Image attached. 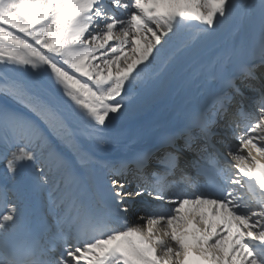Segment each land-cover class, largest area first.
<instances>
[{
  "label": "snow or ice",
  "instance_id": "6c2138e0",
  "mask_svg": "<svg viewBox=\"0 0 264 264\" xmlns=\"http://www.w3.org/2000/svg\"><path fill=\"white\" fill-rule=\"evenodd\" d=\"M0 164V264H264V0H0Z\"/></svg>",
  "mask_w": 264,
  "mask_h": 264
},
{
  "label": "bare ground",
  "instance_id": "6f19581e",
  "mask_svg": "<svg viewBox=\"0 0 264 264\" xmlns=\"http://www.w3.org/2000/svg\"><path fill=\"white\" fill-rule=\"evenodd\" d=\"M153 115H154V113L150 114V116H153Z\"/></svg>",
  "mask_w": 264,
  "mask_h": 264
}]
</instances>
